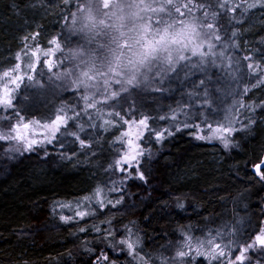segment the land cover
<instances>
[{
  "label": "snow or ice",
  "instance_id": "6c2138e0",
  "mask_svg": "<svg viewBox=\"0 0 264 264\" xmlns=\"http://www.w3.org/2000/svg\"><path fill=\"white\" fill-rule=\"evenodd\" d=\"M9 7L26 23L29 11L51 9L61 31L49 34L44 48L42 25L25 30L14 64L2 72L0 158L36 154L47 161L53 146L61 160L84 157L92 166L88 187L67 202L54 199L49 211L68 227L110 217L99 227H78L72 234H83V243L67 250V258L76 264H264V196L250 190L232 198L226 218L173 221L175 228L159 231L112 215L135 207L130 201L141 193L133 189L151 184L165 145L183 133L219 147L237 178L250 172L249 183L264 185V96L254 95L264 89V0H15ZM64 30L80 42L65 48ZM42 65L70 81L74 99L48 118L12 116L15 90ZM174 81L183 88L181 98L165 108L160 101ZM142 94L156 102L153 108ZM66 142L77 149L66 153ZM239 155L242 161L235 160ZM251 195L259 197V211L249 214ZM160 207L172 216L192 205L175 190ZM38 227H15L7 237L0 232V242L20 246L8 264H32L25 245Z\"/></svg>",
  "mask_w": 264,
  "mask_h": 264
},
{
  "label": "trees",
  "instance_id": "16d2710c",
  "mask_svg": "<svg viewBox=\"0 0 264 264\" xmlns=\"http://www.w3.org/2000/svg\"><path fill=\"white\" fill-rule=\"evenodd\" d=\"M14 2L15 0H0V62L4 61L0 64V71L10 66V53L17 50L20 43L19 38L25 30L34 28L36 24L42 25L45 38L40 42L44 48L49 47L47 43L49 34L61 31L60 24L51 9L47 14L42 11H29L27 16L31 18V21L26 23L24 16L13 14L10 10L9 6ZM37 2L43 3L44 0H37ZM252 22L256 25L255 30L258 31L261 27L259 13ZM73 37L74 34H68L67 30L61 33L65 48L74 47L78 43ZM56 55L59 56V53ZM180 73L186 76L192 75L191 70L184 73V70L180 69ZM51 77L52 81H50ZM24 81L30 84L36 82L40 85L48 82L42 88H47L49 82L59 83L61 87L60 91L55 96H51L47 102L36 104L45 108L40 113H28L18 109V111L11 110L12 116L19 113L28 119L48 118L66 105L69 100L74 99L71 94L70 81L67 78L57 77L43 65L37 69L31 80L25 79ZM182 82L181 80L180 83ZM219 82L222 86H227V81L223 78ZM173 83V91L165 93L160 101L165 108L168 105H174V102L181 98L180 93L183 88L178 81ZM254 95L264 96V89L256 90ZM141 98L147 108H153L156 104L146 94H142ZM259 142L250 143L249 151ZM77 147V145L66 142L64 151L68 153ZM56 151L57 149L53 146V156L47 161L37 155H32L16 163H8L7 166L0 165V232L7 237L12 228L25 225L33 228L39 226L25 245L32 264H76L67 258V250L75 252L77 246L83 243V234L77 233L81 236V239H77L72 233L76 232L78 227L91 228L93 224L98 227L102 226L101 221L110 218L108 215L96 219L86 217V222L68 227L57 216L50 213L49 209L54 199L59 198L65 202L72 200L79 196L91 182L90 169L92 166L84 157L69 162L56 157ZM163 153L156 178L150 185L133 189L141 193L138 200L130 201V203H135V207L112 215L146 221L159 231L166 225L175 228V222L195 223L200 217L223 215L226 218L235 207L232 198L236 197L239 192L250 190L252 193L264 196V185L258 182H248L251 178L250 172L248 177L241 173L237 178L228 171L233 165V160H229L219 147L194 140L187 133L178 134L174 139L169 140ZM243 159V155L235 157L237 161ZM225 160H228V163H224ZM147 187H152L153 191L145 192ZM175 190L183 193L192 207L188 212L177 211L169 216L168 211L162 209L160 205L168 200L170 193ZM258 198L256 195L250 196L249 214L259 211L256 207ZM91 236L92 234L89 233L88 238L91 239ZM145 243L149 248L155 247L151 240ZM19 247V245L9 246L0 242V264H8L10 257H16Z\"/></svg>",
  "mask_w": 264,
  "mask_h": 264
},
{
  "label": "rangeland",
  "instance_id": "374dc122",
  "mask_svg": "<svg viewBox=\"0 0 264 264\" xmlns=\"http://www.w3.org/2000/svg\"><path fill=\"white\" fill-rule=\"evenodd\" d=\"M76 41L79 43V39H76ZM15 53V52H14ZM14 53H10L11 63L10 65L14 64ZM43 56V53L41 54ZM3 62H0V64H3ZM7 68V66H6ZM3 69L0 71V83H6L7 81L2 77ZM24 69L27 70V63L24 64ZM52 77L51 80L52 81ZM48 82L43 85H40V83H29L28 81H23L19 88H17L14 92V99H13V108L12 111H26L28 113L37 112L40 113L45 108L39 107L36 104H43L44 102H47L51 96H55L60 91V85L59 83L49 82L48 87L46 86ZM62 85V84H61ZM33 137L36 138V133H33ZM36 155V154H32ZM31 155V156H32ZM42 159V158H41ZM21 159H17L15 161H9L6 159L0 158V165L7 166L8 163H16L20 161ZM43 160V159H42ZM153 191L152 187H147L145 192L151 193Z\"/></svg>",
  "mask_w": 264,
  "mask_h": 264
}]
</instances>
